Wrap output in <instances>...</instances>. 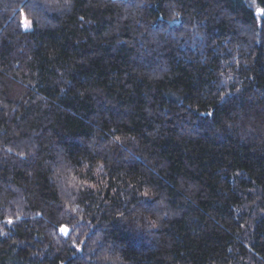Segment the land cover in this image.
Returning a JSON list of instances; mask_svg holds the SVG:
<instances>
[{"label": "trees", "instance_id": "obj_1", "mask_svg": "<svg viewBox=\"0 0 264 264\" xmlns=\"http://www.w3.org/2000/svg\"><path fill=\"white\" fill-rule=\"evenodd\" d=\"M260 10L0 0V264H264Z\"/></svg>", "mask_w": 264, "mask_h": 264}, {"label": "rangeland", "instance_id": "obj_2", "mask_svg": "<svg viewBox=\"0 0 264 264\" xmlns=\"http://www.w3.org/2000/svg\"><path fill=\"white\" fill-rule=\"evenodd\" d=\"M23 25L26 27V26H30V22L28 21V20H26V19H24V23H23Z\"/></svg>", "mask_w": 264, "mask_h": 264}, {"label": "snow or ice", "instance_id": "obj_3", "mask_svg": "<svg viewBox=\"0 0 264 264\" xmlns=\"http://www.w3.org/2000/svg\"><path fill=\"white\" fill-rule=\"evenodd\" d=\"M260 11L264 12V10H260ZM9 222H11V221H9ZM61 230L64 231L65 234H67V230L66 229H61Z\"/></svg>", "mask_w": 264, "mask_h": 264}]
</instances>
